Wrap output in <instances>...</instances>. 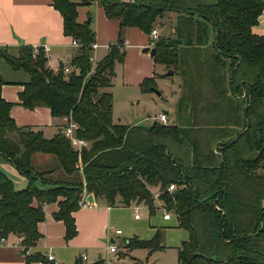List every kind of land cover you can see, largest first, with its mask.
I'll return each mask as SVG.
<instances>
[{"label":"trees","instance_id":"1","mask_svg":"<svg viewBox=\"0 0 264 264\" xmlns=\"http://www.w3.org/2000/svg\"><path fill=\"white\" fill-rule=\"evenodd\" d=\"M96 1L122 27L149 35L158 18L179 13V44L157 39L153 57L184 78L179 125L114 122V95L106 89L113 85L116 63L125 61L126 48L120 37L93 64L96 33L91 22L78 21V7ZM54 6L64 18L65 34L80 41L71 72L65 65L51 69L45 50L31 45L17 54L0 47V57L28 74L20 93L25 107L47 106L55 117L72 116L79 124L77 135L89 145L75 150L65 127L47 138L41 130L19 126L11 116L13 103L2 95L0 74V160L28 181L17 188L0 169V239L16 233L28 261L57 264L28 254L42 236L38 224L47 204L59 202L55 218L65 223L71 240L78 234L73 213L85 192L110 206L144 201L154 208L152 192L159 189L166 210L188 231L178 264H264V35L254 32L264 1L54 0ZM154 85V77H148L141 87L151 91ZM36 152L57 155L69 173L82 167L86 184L46 179L33 166ZM172 183L177 188L169 192ZM162 240L157 229L152 239L134 236L126 247L152 254L165 249ZM73 264L88 263L81 257ZM92 264L107 262L101 258Z\"/></svg>","mask_w":264,"mask_h":264},{"label":"crops","instance_id":"2","mask_svg":"<svg viewBox=\"0 0 264 264\" xmlns=\"http://www.w3.org/2000/svg\"><path fill=\"white\" fill-rule=\"evenodd\" d=\"M89 18H91V28L96 33L97 47L93 50L95 63L102 60L108 54L110 45L121 37L126 48V58L123 62L125 70L122 74L123 85L141 86L145 78L154 77L156 79L159 76L160 73L156 71L157 66L153 57L149 52L143 51L145 47H152V38L149 34L138 27H122L119 20L107 17L105 9L98 1L78 7V21L85 23ZM254 32L264 35V10ZM73 40L72 36L64 32V18L55 8L54 0H0V47L7 48L13 54H17L23 45H31L35 49L43 48L47 52L48 66L57 71L61 65L70 66L71 60L78 53L80 46L73 44ZM0 74L5 80L2 95L4 99L13 103L11 116L19 126H30L35 130H41L47 138H52L60 129H64L63 117L53 116L49 107L37 106L30 109L22 104L20 93L24 90V82L29 78L25 71L14 70L4 58L0 57ZM113 87L114 85L106 90L114 95ZM114 110L115 97L113 118ZM165 113L168 114L167 111ZM114 122L123 124L116 122L115 118ZM154 122L160 121L156 119ZM32 163L35 170L43 174L46 179L86 184L82 167L69 173L55 154L36 152L32 157ZM0 169L14 180L17 188L27 186L26 176L11 163L0 160ZM94 197V206H81L73 213L78 234L71 240L66 239L65 223L55 218V213L60 208L59 202L47 204L45 219L38 224L42 236L29 249L28 254H42L46 257L51 254L57 264H73L84 254L86 255L85 262L95 263L101 258L109 257L107 247L110 242L117 244L118 238L125 233L121 225L126 221V214L131 212L133 206H144L149 210L150 215H154L160 209V202H162L154 200V208L144 201H134L130 205L110 206L105 200L97 199L95 195ZM37 203L36 200L34 204ZM164 214L165 208L163 220L165 222L172 220L173 216L165 219ZM172 214L178 226V218L174 213ZM135 219L139 221L141 215L140 218L135 217ZM117 229H121L123 233L117 235ZM21 242V236L16 233L9 234L4 242L0 239V264H43L41 261H28ZM137 249L130 254L133 255Z\"/></svg>","mask_w":264,"mask_h":264},{"label":"rangeland","instance_id":"3","mask_svg":"<svg viewBox=\"0 0 264 264\" xmlns=\"http://www.w3.org/2000/svg\"><path fill=\"white\" fill-rule=\"evenodd\" d=\"M178 19V12L168 11L154 22L151 29L157 28L159 30L160 37L158 39H167L172 44L176 42L179 44L176 32ZM155 43L156 40H151L152 47L155 46ZM156 66V71L160 74L155 79L154 90L145 91L141 86L130 85L127 87L123 85L122 74L125 66L123 63H116L117 76L113 79L114 118L116 122L128 126L132 125V127L151 125L160 114L167 111L170 124L179 125V110H176V107L179 105L180 97L184 95V78L179 74V70H175L173 67L168 68L159 63H156ZM169 69L174 70L175 74L165 76L164 74H167ZM135 206L130 213L126 214V221L121 225L125 229V233L118 238L117 243L119 252H126L128 256L120 257L118 254H110L109 257L105 258L107 264H178V250L183 242L188 239V231L177 226L173 214L171 221L165 222L163 220V212L166 207L162 202H160V209L154 215H150L146 207L138 205L141 215L139 221H136L134 217ZM157 229L163 233L162 243L165 245V249L149 255L148 249L135 248L137 249L136 252L133 255L130 254L134 249L126 247L128 239L125 238L138 236L142 240H150L154 237ZM134 232L135 234H133Z\"/></svg>","mask_w":264,"mask_h":264},{"label":"built area","instance_id":"4","mask_svg":"<svg viewBox=\"0 0 264 264\" xmlns=\"http://www.w3.org/2000/svg\"><path fill=\"white\" fill-rule=\"evenodd\" d=\"M150 36L152 38V40H157L160 37V32L157 28H153L151 29L150 32ZM73 44L75 45H79L80 46V41L77 39L73 40ZM97 45L96 43L93 44V48H96ZM45 53L46 50H45ZM93 64L95 65L96 63L93 62ZM65 71L66 72H71L72 68L70 66H66L65 67ZM64 122H65V134L68 137L71 146L77 150L78 152H81L85 147H87L89 145V141L87 139L81 138L77 135V130L79 128V124L77 122H75L72 118V116H65L63 117ZM157 120H159L161 123L168 125L170 124L168 115L166 113L160 114L157 117ZM177 188L175 183H172L167 190L169 192H173L175 189ZM89 194H87V192L84 194L80 204L81 206L87 207V206H94V203H91L88 201L87 197ZM161 191L159 189H155L152 192V197L154 200H158L161 201ZM134 212H135V217L136 218H140V207L138 205L135 206L134 208ZM172 216V213L168 210H165V214H164V218L165 219H170ZM123 232L121 229H117L116 230V234L117 235H121ZM6 240V238H2L1 241L4 242ZM109 254H118L119 253V249L118 246L115 242H110L109 246L107 247ZM49 259L54 260V257L50 254ZM82 258L85 260L86 259V255H82Z\"/></svg>","mask_w":264,"mask_h":264},{"label":"water","instance_id":"5","mask_svg":"<svg viewBox=\"0 0 264 264\" xmlns=\"http://www.w3.org/2000/svg\"><path fill=\"white\" fill-rule=\"evenodd\" d=\"M90 21H91V18L88 19V22H90ZM143 51H144V52H149L150 55H151L152 57H154V56L156 55L157 48H156L155 46H153V47H145ZM174 74H175V71L172 70V69H169V71L167 72V75H170V76H172V75H174ZM158 94H161V93H158ZM175 193L177 194L178 191H176ZM87 199H88L89 202H91V203H95V197H94V194H92V193L89 194ZM183 243H184V242H183Z\"/></svg>","mask_w":264,"mask_h":264}]
</instances>
